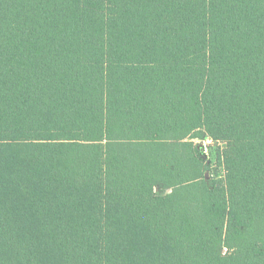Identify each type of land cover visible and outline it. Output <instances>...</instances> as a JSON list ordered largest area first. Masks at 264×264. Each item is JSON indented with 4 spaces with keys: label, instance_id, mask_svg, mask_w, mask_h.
Wrapping results in <instances>:
<instances>
[{
    "label": "trees",
    "instance_id": "16d2710c",
    "mask_svg": "<svg viewBox=\"0 0 264 264\" xmlns=\"http://www.w3.org/2000/svg\"><path fill=\"white\" fill-rule=\"evenodd\" d=\"M0 264H264V0H0Z\"/></svg>",
    "mask_w": 264,
    "mask_h": 264
},
{
    "label": "rangeland",
    "instance_id": "374dc122",
    "mask_svg": "<svg viewBox=\"0 0 264 264\" xmlns=\"http://www.w3.org/2000/svg\"><path fill=\"white\" fill-rule=\"evenodd\" d=\"M204 138V141L195 139L194 144H198L204 148L207 155L204 164L202 165V172H205V179L208 183L211 182L212 178L223 179L225 171L222 163L219 161V152L223 150V145L218 142ZM170 192V191H169ZM226 251V250H225Z\"/></svg>",
    "mask_w": 264,
    "mask_h": 264
}]
</instances>
